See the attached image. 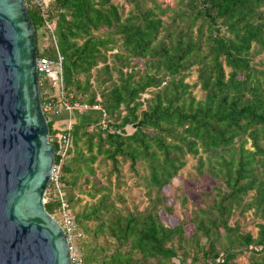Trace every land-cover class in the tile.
<instances>
[{
	"label": "trees",
	"instance_id": "trees-1",
	"mask_svg": "<svg viewBox=\"0 0 264 264\" xmlns=\"http://www.w3.org/2000/svg\"><path fill=\"white\" fill-rule=\"evenodd\" d=\"M124 1L126 13L117 0H48L44 15L63 56L62 99L88 106L72 112L60 176L84 264H264V69L251 63L253 45L264 51V0ZM28 12L37 56L55 57L39 12ZM194 66L202 98L185 80ZM39 91L42 106L57 103L53 85ZM61 123L48 122L55 161ZM187 155L216 184L170 226L162 189ZM123 165L147 190L141 210L125 205ZM45 198L53 214L54 190ZM249 211L255 234L233 219Z\"/></svg>",
	"mask_w": 264,
	"mask_h": 264
},
{
	"label": "water",
	"instance_id": "water-1",
	"mask_svg": "<svg viewBox=\"0 0 264 264\" xmlns=\"http://www.w3.org/2000/svg\"><path fill=\"white\" fill-rule=\"evenodd\" d=\"M23 0H0V264H70L66 236L44 206L54 161Z\"/></svg>",
	"mask_w": 264,
	"mask_h": 264
},
{
	"label": "rangeland",
	"instance_id": "rangeland-1",
	"mask_svg": "<svg viewBox=\"0 0 264 264\" xmlns=\"http://www.w3.org/2000/svg\"><path fill=\"white\" fill-rule=\"evenodd\" d=\"M161 3L162 6L176 8L178 7L179 0H155ZM117 2L124 3V12L126 13L129 9L132 8V3L126 2L124 0H117ZM145 3L150 4L149 0H146ZM172 12H168L164 16V20L169 22L171 20L170 16H173ZM224 29L221 30V32ZM43 42H47L44 40ZM44 44V43H42ZM256 45H253V51L251 56V63L254 64L259 69H264V51H256ZM185 80L194 85L192 87L193 93L198 97L202 98L204 96V91L200 88L198 78H197V69L194 66L186 75ZM97 165V163H95ZM124 177V185L120 187V191L124 193L126 197L125 205L130 209L141 210L145 208L149 203V195L147 190L142 185H135V177L132 176L130 172L127 171V166L123 165L122 167ZM103 171H107V167H104ZM101 170L97 171L96 177L100 178ZM216 182L211 178L206 172L200 173L197 169V157L187 155L186 164L179 171V173L173 178L170 185L163 187L162 193L166 196V204H172L173 212L169 213L163 208L159 207L160 217L167 225H174L177 223L182 216L186 215L187 212L196 208L201 199L204 197L205 193L212 192V186ZM154 192H152V195ZM120 205V204H119ZM58 221L61 223V220L54 215ZM239 221L240 226L243 230L251 231L253 234L256 232V222L259 221L251 211L244 214H235L233 219ZM186 234H190L192 231L191 224L185 225ZM248 253L242 254L239 256V262H245L247 259ZM175 262L178 259H174Z\"/></svg>",
	"mask_w": 264,
	"mask_h": 264
},
{
	"label": "built area",
	"instance_id": "built-area-1",
	"mask_svg": "<svg viewBox=\"0 0 264 264\" xmlns=\"http://www.w3.org/2000/svg\"><path fill=\"white\" fill-rule=\"evenodd\" d=\"M27 8L36 9L40 17L43 19V26L48 30L51 35L53 47L55 49V57L49 58L47 56H37L36 59V71L38 76V84L53 85L54 95L57 103L42 106L44 114L46 116L47 123L50 121L61 120V133L58 136L60 147L57 152V160L53 161V165L50 172L49 183L47 189H53L55 196L58 199V205L54 208V213L50 215L58 222L62 228L70 251V264H84V261L80 255L78 238L82 234V230L74 220L70 211L69 205L63 196L61 189L60 176L62 174L64 159L66 157V150L69 145V130L73 123L72 112L74 109L87 108V104L69 103L62 99V62L63 56L60 53L54 34L53 25L45 20L44 15L47 8L48 0H23ZM47 89H43V93H46ZM95 109H99L102 113L100 125L106 126V112L98 105L93 106ZM126 129H131V125H126ZM48 140L51 142L52 137L48 135ZM46 193V192H45ZM46 198L44 196V203ZM56 215L60 220L54 216Z\"/></svg>",
	"mask_w": 264,
	"mask_h": 264
}]
</instances>
